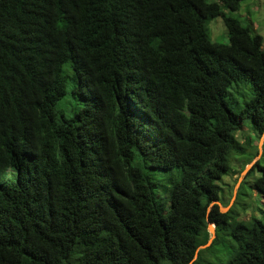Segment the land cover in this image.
Here are the masks:
<instances>
[{"label": "trees", "instance_id": "trees-1", "mask_svg": "<svg viewBox=\"0 0 264 264\" xmlns=\"http://www.w3.org/2000/svg\"><path fill=\"white\" fill-rule=\"evenodd\" d=\"M243 1L0 0V264H188L208 222V249L222 231L236 245L220 264H264L262 221L207 213L245 155L237 134L264 131ZM217 18L227 44L209 38Z\"/></svg>", "mask_w": 264, "mask_h": 264}, {"label": "rangeland", "instance_id": "rangeland-1", "mask_svg": "<svg viewBox=\"0 0 264 264\" xmlns=\"http://www.w3.org/2000/svg\"><path fill=\"white\" fill-rule=\"evenodd\" d=\"M208 1L220 3L219 0ZM224 12L228 13V10H225ZM231 15L237 18L243 26H249L253 32L262 36L264 48V0H244L241 3L240 9L234 13L231 12ZM207 24L208 35L213 43H228L226 30L220 18L214 19ZM70 69L69 64L64 66V73L67 74L68 78L72 74ZM70 83L71 81L69 78L66 86L67 93L57 104V109L65 116H70L72 112H75L80 107L79 103L76 100H73L70 96ZM239 102L240 104L238 106L235 103H229L230 108L235 112H239V109L243 107V103H241V101ZM260 138H258L257 135L249 129L248 124H245L243 131L237 134V139L240 141L241 146L245 150V155L236 158L232 162V173L223 177L221 182H219V186L222 189L221 208L227 207L232 201L226 213L231 210L232 218L237 221L247 222L254 217L264 223V207L260 196L250 187L252 181L259 176V173L255 171L254 174L246 180L244 178L235 189V185L248 158H253L256 162L259 161L260 166H264V137L262 138V144L260 147L261 153L259 157H257ZM8 177L14 178L15 174L13 172H9ZM233 196L234 199L232 200ZM227 233L228 232L226 231H222L218 235V243L213 245L210 249L207 248L208 250L205 249L202 252L201 257L204 261L210 264H220L229 260L232 248H235L236 245L232 242V239L227 235Z\"/></svg>", "mask_w": 264, "mask_h": 264}, {"label": "water", "instance_id": "water-1", "mask_svg": "<svg viewBox=\"0 0 264 264\" xmlns=\"http://www.w3.org/2000/svg\"><path fill=\"white\" fill-rule=\"evenodd\" d=\"M263 137H264V131H263V133H262V135H261V138H260L259 152H258L257 157H259V155H260V153H261V151H260V147H261V144H262V138H263ZM257 157H256V158H257ZM255 163H256V161H255V159H254L250 164H248V165L243 169V171L241 172V175H240V177H239V179H238V181H237V183H236V185H235V189L239 186V184L242 182V180L246 177L247 173L249 172V170L253 167V165H254ZM234 195H235V192H234ZM233 199H234V196H233L232 200H233ZM231 203H232V201L230 202V204H229L227 207H225V208H221V203L218 202V201H214L213 203H211V204L209 205L207 213L210 211V209H211V207H212L213 205H217L218 208H219V211H220L221 213H226L227 210H228V208H229V206L231 205ZM207 230H208V233H209V235H210L208 241L206 242V244H204V245H202V246H199V247L196 249L193 259H192L188 264H193V262H194V261L197 259V257H198V252L201 251V250H205V249L209 248V247L211 246L213 240L215 239V226H214V224L208 222Z\"/></svg>", "mask_w": 264, "mask_h": 264}]
</instances>
